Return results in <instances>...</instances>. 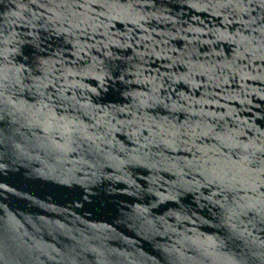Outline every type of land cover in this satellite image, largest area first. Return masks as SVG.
I'll use <instances>...</instances> for the list:
<instances>
[{
  "label": "water",
  "instance_id": "water-1",
  "mask_svg": "<svg viewBox=\"0 0 264 264\" xmlns=\"http://www.w3.org/2000/svg\"><path fill=\"white\" fill-rule=\"evenodd\" d=\"M0 264H264V0H0Z\"/></svg>",
  "mask_w": 264,
  "mask_h": 264
}]
</instances>
